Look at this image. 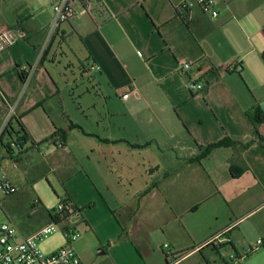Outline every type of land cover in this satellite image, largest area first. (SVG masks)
Wrapping results in <instances>:
<instances>
[{
    "label": "crops",
    "instance_id": "crops-1",
    "mask_svg": "<svg viewBox=\"0 0 264 264\" xmlns=\"http://www.w3.org/2000/svg\"><path fill=\"white\" fill-rule=\"evenodd\" d=\"M57 1L0 0V27L18 34L0 55V172L12 166L17 176H2L18 190L2 205L9 224L26 238L55 222L24 206L40 201L48 210L35 189L46 180L58 203L80 209L78 230L111 264L141 238L151 264L165 244L179 258L172 264L199 254L210 264L206 251L232 246L231 233L264 213V133L247 117L261 99L246 81L253 69L264 84V0H216L217 19L195 7L191 21L178 12L183 0L92 1L91 14L52 31ZM235 63L239 77L226 70ZM31 67L25 84L21 70ZM127 88L140 99L123 100ZM7 122L14 137L17 122L28 135L24 171L1 141ZM225 138L238 145L192 161ZM34 156L47 173L29 188ZM116 226L127 236L116 230L115 244ZM76 250L98 264L86 246Z\"/></svg>",
    "mask_w": 264,
    "mask_h": 264
},
{
    "label": "built area",
    "instance_id": "built-area-1",
    "mask_svg": "<svg viewBox=\"0 0 264 264\" xmlns=\"http://www.w3.org/2000/svg\"><path fill=\"white\" fill-rule=\"evenodd\" d=\"M195 7H198L202 14L209 16L215 20L220 16L217 9L216 0H183L178 6L179 14H182L187 21L192 20V12ZM92 0H59L53 5L54 21L52 31L59 28L62 24L70 23L74 20L81 19L83 16L92 13ZM18 41V34L12 28L0 27V55L14 46ZM191 67L190 64L184 65V70L187 71ZM34 68H24V82L28 84ZM227 72L241 73L243 67L239 63L231 64L226 67ZM191 90L204 91L205 86L198 83L190 82ZM132 97L140 99L139 91L136 88H127L126 93L122 95V99L127 101ZM11 111L9 119L12 117ZM9 121V120H8ZM8 124V122H7ZM13 149H19L16 141L11 143ZM17 188L6 177H0V194L8 197L16 194ZM83 219L80 209L65 201H59L57 205V219L30 237L22 238L18 230L9 223L0 224V264H84L81 258L73 250L72 245L81 237L78 230V223ZM68 221L70 227L62 231V238L66 246L59 249L51 255H44L39 249V243L54 234L58 225ZM263 242H259L257 246L250 248L249 253L257 251ZM165 249L169 246L165 245ZM163 249V248H162ZM164 252V251H163ZM168 255H171L168 254Z\"/></svg>",
    "mask_w": 264,
    "mask_h": 264
},
{
    "label": "rangeland",
    "instance_id": "rangeland-1",
    "mask_svg": "<svg viewBox=\"0 0 264 264\" xmlns=\"http://www.w3.org/2000/svg\"><path fill=\"white\" fill-rule=\"evenodd\" d=\"M219 3H217V9L219 10ZM243 3H235L234 8L239 9ZM245 8V6H244ZM76 39L73 41L75 42ZM239 77V74H235ZM256 72L253 69H250L248 71L247 75V83L249 84L250 90H247L249 94H254L256 97H260L259 105L264 113V84L260 85L256 82L255 79ZM92 77V75L90 76ZM89 77V78H90ZM244 79V78H243ZM261 128L264 133V124L261 125ZM11 168V169H10ZM7 173H12L14 176H17V172L14 171L12 166H8L7 171L5 170L3 173L0 172V177L2 175H6ZM49 182L46 180L42 181L40 184L36 186V191L38 194H40L45 201V205L48 208V210H53L56 212L57 205H58V198L54 195L52 190L49 187ZM6 200L5 196H2L0 194V224L1 223H9L6 217V213L3 208V204ZM27 201L24 202L25 208H28ZM18 225H22L25 221L22 217L18 218L17 220ZM119 226V225H118ZM70 227V223L68 221L58 225L57 231L50 235L47 239L39 243V249L44 255H51L57 252L62 247L66 246V243L64 239L62 238V231L68 229ZM122 236H127V233L124 234V231H122L119 227L117 229H112L110 231V234L115 237V239L111 240L113 243H118V232ZM79 232L81 233V237L73 244V250L77 253L76 248L79 246V244H82L86 246L89 251L90 255L97 260L98 264H111L109 261V258L104 256L103 250L96 241H93L90 236H86V234L82 231V228L79 227ZM23 237H21L22 239ZM123 238V237H121ZM230 241L232 246L226 245L223 246L221 249H210L206 251V256H208V261H210V264H264V213H261L249 221L245 223L243 227H239L235 229L231 235H230ZM259 242H263V245L260 246L257 251L249 253L247 256L249 250L251 247L257 246ZM146 244H149V242H145ZM143 244V238L133 241L129 246L124 247V251H126V255L123 261L119 262L120 264H151V262L147 259H145L141 252L142 248L141 245ZM166 245V244H165ZM169 246V245H168ZM162 247V246H161ZM159 247L160 255H158L157 258H155V264H158L161 262L162 264H167L166 259L168 260L169 264L174 263L179 258H175V256L168 255L171 252L170 248L163 249ZM106 249H109L108 244L106 243L105 246ZM164 251V252H163ZM79 254V252H78ZM184 253L180 254L183 255ZM168 257V258H167ZM165 258V259H163ZM93 264V263H92ZM181 264H209L207 262V259L202 255H197L195 258H192L190 260L185 261Z\"/></svg>",
    "mask_w": 264,
    "mask_h": 264
},
{
    "label": "trees",
    "instance_id": "trees-1",
    "mask_svg": "<svg viewBox=\"0 0 264 264\" xmlns=\"http://www.w3.org/2000/svg\"><path fill=\"white\" fill-rule=\"evenodd\" d=\"M93 2H99L100 0H92ZM243 72V70H242ZM241 72V73H242ZM241 73H238L241 75ZM24 79V77H23ZM206 90V88H205ZM247 117L252 122L255 128H259L264 123V113L260 106H255L251 110L247 112ZM19 126L22 128L19 133H17V136L14 137V128L13 124L9 123V127L6 129V131L3 133V136L1 138L2 143H4L5 148L7 149L8 156L10 159L15 161L17 165L24 171L26 169V160L28 159L27 156H25L26 153H28V150H23L24 146L28 143L29 138L24 130L23 126L17 122ZM13 141H16V143L19 145V149H13L11 147V143ZM238 145L237 142H233L230 138H225L220 142L213 143L207 147H201V153L192 161L194 162H200L201 160L208 157L214 150L224 147H232ZM252 145V142L245 145V147H250ZM35 157V156H34ZM34 157H31L32 159ZM36 160V157H35ZM35 170L29 171L26 174V186L31 188L35 183H37L39 180L43 179L47 173V166L44 162L41 161V158H38L36 162L34 163ZM232 174L235 177H238L239 175L235 173L234 168L232 170ZM30 206L32 209H43L41 212H39L38 216L44 220V223H50L54 220L56 221L55 217L46 210L42 203L40 201H29ZM43 228V227H42ZM41 229V228H40ZM39 229V230H40Z\"/></svg>",
    "mask_w": 264,
    "mask_h": 264
}]
</instances>
